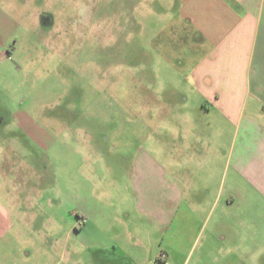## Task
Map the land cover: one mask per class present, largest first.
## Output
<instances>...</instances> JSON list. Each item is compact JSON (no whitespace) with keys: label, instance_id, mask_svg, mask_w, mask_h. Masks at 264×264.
Wrapping results in <instances>:
<instances>
[{"label":"rangeland","instance_id":"obj_1","mask_svg":"<svg viewBox=\"0 0 264 264\" xmlns=\"http://www.w3.org/2000/svg\"><path fill=\"white\" fill-rule=\"evenodd\" d=\"M173 2L17 0L16 49L0 48V136L11 140L15 174L31 173L43 190L54 225L156 235L173 131L188 123L171 89L193 40ZM67 231L57 236L65 264L73 248L91 264Z\"/></svg>","mask_w":264,"mask_h":264},{"label":"crops","instance_id":"obj_2","mask_svg":"<svg viewBox=\"0 0 264 264\" xmlns=\"http://www.w3.org/2000/svg\"><path fill=\"white\" fill-rule=\"evenodd\" d=\"M16 4L0 0V48L8 55L22 28ZM173 5L193 42L171 89L188 123L173 131L168 190L153 222L159 236L114 238L88 222L74 230L49 222L43 190L29 184L31 173L15 174L11 140L0 136V264H65L57 237L64 226L91 264H264V0ZM72 250L67 264H82Z\"/></svg>","mask_w":264,"mask_h":264}]
</instances>
